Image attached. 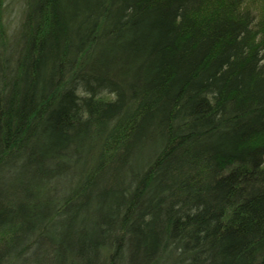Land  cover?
<instances>
[{"label": "trees", "instance_id": "1", "mask_svg": "<svg viewBox=\"0 0 264 264\" xmlns=\"http://www.w3.org/2000/svg\"><path fill=\"white\" fill-rule=\"evenodd\" d=\"M0 0V264H264V0Z\"/></svg>", "mask_w": 264, "mask_h": 264}, {"label": "rangeland", "instance_id": "2", "mask_svg": "<svg viewBox=\"0 0 264 264\" xmlns=\"http://www.w3.org/2000/svg\"><path fill=\"white\" fill-rule=\"evenodd\" d=\"M20 0H7L6 4L7 8L9 9L5 14H3V20L4 22H7V28L9 32H13V30L17 27L19 20H20V14H21V7Z\"/></svg>", "mask_w": 264, "mask_h": 264}]
</instances>
